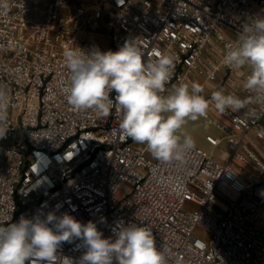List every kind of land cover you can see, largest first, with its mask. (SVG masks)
<instances>
[{
    "label": "built area",
    "instance_id": "2783aa9c",
    "mask_svg": "<svg viewBox=\"0 0 264 264\" xmlns=\"http://www.w3.org/2000/svg\"><path fill=\"white\" fill-rule=\"evenodd\" d=\"M0 4V86L11 105L0 139V226L62 205L57 215L91 220L105 238L119 220L147 226L167 264H264V107L249 105L257 118L242 110L216 123L222 137L210 143L227 145L220 159L195 147L183 162H160L123 135L115 107L103 119L67 104L62 55L66 46L117 51L137 39L146 59L176 57L166 87L201 79L212 92L249 97L248 70L222 60L241 25L264 15V0H49L42 16L28 0ZM103 26L107 47L92 32ZM79 243L64 242L57 264H75Z\"/></svg>",
    "mask_w": 264,
    "mask_h": 264
},
{
    "label": "clouds",
    "instance_id": "9594fccd",
    "mask_svg": "<svg viewBox=\"0 0 264 264\" xmlns=\"http://www.w3.org/2000/svg\"><path fill=\"white\" fill-rule=\"evenodd\" d=\"M0 7L7 9V4ZM62 55L69 72L64 88L67 104L103 119L115 107L123 135L144 145L160 162H183L196 144L184 126L206 119L211 107L220 115L246 110L253 119L260 113L249 105L264 107V15L246 20L223 55L226 67L238 73L248 70L243 89L251 96L244 98L225 94L221 88L206 99L198 82L166 87L173 78L176 57L157 52L155 59H146L137 39L125 40L117 51L66 46ZM10 106L7 89L0 86V139L9 130ZM60 207L30 218L21 215L17 222L0 226V264H57L62 244L76 240L82 254L75 264H167L147 226L119 220L111 228L112 236L105 238L91 220L82 223L67 212L57 215ZM65 259L74 264L71 258Z\"/></svg>",
    "mask_w": 264,
    "mask_h": 264
},
{
    "label": "rangeland",
    "instance_id": "374dc122",
    "mask_svg": "<svg viewBox=\"0 0 264 264\" xmlns=\"http://www.w3.org/2000/svg\"><path fill=\"white\" fill-rule=\"evenodd\" d=\"M92 32L95 34V41L101 43L105 47L108 46L109 42V30L107 27H95ZM204 87L203 95L205 98L211 96V89L207 88L206 85L203 84V81L197 80ZM224 115H220L211 107L209 109V118L204 119L200 118L197 121H188L187 124L184 126L183 131L187 134L191 135L195 140L196 144L195 147L200 148L206 151L208 154L216 158L217 160L221 158V153L227 150V145L223 142L219 147H214L210 143V139H220L222 137L221 132L216 128V123L224 122L225 118ZM261 151L264 152V148H260ZM129 188L124 186L121 189L122 194L128 193ZM199 235H203L199 233Z\"/></svg>",
    "mask_w": 264,
    "mask_h": 264
},
{
    "label": "crops",
    "instance_id": "0c3cea01",
    "mask_svg": "<svg viewBox=\"0 0 264 264\" xmlns=\"http://www.w3.org/2000/svg\"><path fill=\"white\" fill-rule=\"evenodd\" d=\"M28 1H30L31 3L34 4L33 5L34 14L37 16H42L43 15L42 4L46 1H49V0H28ZM223 123L228 124L227 118H225Z\"/></svg>",
    "mask_w": 264,
    "mask_h": 264
}]
</instances>
